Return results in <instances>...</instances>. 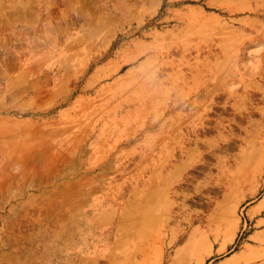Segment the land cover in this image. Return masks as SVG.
<instances>
[{"label":"rangeland","instance_id":"374dc122","mask_svg":"<svg viewBox=\"0 0 264 264\" xmlns=\"http://www.w3.org/2000/svg\"><path fill=\"white\" fill-rule=\"evenodd\" d=\"M17 2L0 0V264L27 263L35 230L4 214L43 190L81 200L51 264H211L256 243L264 0H89L32 22Z\"/></svg>","mask_w":264,"mask_h":264},{"label":"crops","instance_id":"0c3cea01","mask_svg":"<svg viewBox=\"0 0 264 264\" xmlns=\"http://www.w3.org/2000/svg\"><path fill=\"white\" fill-rule=\"evenodd\" d=\"M88 1L89 0H20L21 4L18 5V2L16 4L15 19L32 22L34 21L35 17H47V15L56 12L57 8H61L74 2L80 4V6L76 8V11H83L87 6ZM83 195L85 196L84 193ZM78 196L80 198V194H74L73 199ZM59 197L62 199L63 194H53L46 190L23 193L19 196L18 203L13 205L15 207L10 208L14 212H9L8 210L4 214L5 226H8L7 222L14 220V227H18V222H20L21 219L22 224L24 223L22 228L28 227L33 228L31 231L35 230L34 233L36 240L32 238V240L29 242L32 252L23 258L25 261L27 260L26 264H28V260L33 261L35 264H51L48 262L49 260L53 259L49 258L47 255L48 251L50 250L51 254L54 252L53 255L56 256L55 261H64V243L62 242L61 238L64 235L63 220L69 221L72 218L71 214L79 211L81 200H73V202H69L68 200L65 202L60 200ZM52 208H55V212L58 214L56 218L60 222L50 226L47 220L54 217L50 212ZM253 209H259V211L264 209V195H262V197H260L259 200L253 204ZM38 210L40 211L39 213L42 214V218L38 219L37 225H35V222L37 221H25L26 218L24 214L37 212ZM254 220L256 225L259 226V228L255 229L254 234L256 243L252 244L249 241L240 243L241 247L239 249L234 250L222 258L215 259L211 264H242L245 257L254 254L256 251L258 252L259 248H264V214L260 213V215H256ZM48 229L52 230L50 236L54 238L55 243L54 241L52 242V238L48 236ZM226 248L227 243H221L218 247V253L225 251ZM34 250H36L35 254ZM254 264H264V256H261Z\"/></svg>","mask_w":264,"mask_h":264},{"label":"trees","instance_id":"16d2710c","mask_svg":"<svg viewBox=\"0 0 264 264\" xmlns=\"http://www.w3.org/2000/svg\"><path fill=\"white\" fill-rule=\"evenodd\" d=\"M234 248H236V246Z\"/></svg>","mask_w":264,"mask_h":264}]
</instances>
